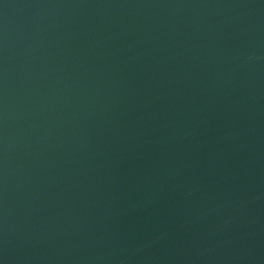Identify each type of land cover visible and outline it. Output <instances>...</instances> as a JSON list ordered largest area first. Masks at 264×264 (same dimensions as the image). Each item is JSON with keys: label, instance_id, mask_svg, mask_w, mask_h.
Wrapping results in <instances>:
<instances>
[{"label": "water", "instance_id": "95a60500", "mask_svg": "<svg viewBox=\"0 0 264 264\" xmlns=\"http://www.w3.org/2000/svg\"><path fill=\"white\" fill-rule=\"evenodd\" d=\"M0 264H264V0H0Z\"/></svg>", "mask_w": 264, "mask_h": 264}]
</instances>
